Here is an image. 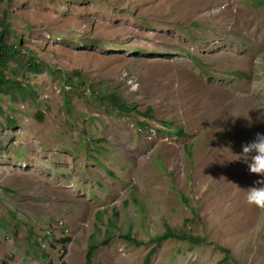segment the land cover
Instances as JSON below:
<instances>
[{"label": "rangeland", "instance_id": "rangeland-1", "mask_svg": "<svg viewBox=\"0 0 264 264\" xmlns=\"http://www.w3.org/2000/svg\"><path fill=\"white\" fill-rule=\"evenodd\" d=\"M4 9L43 69L23 68L36 97L0 94V264H85L94 241L93 264H264L238 159L264 133V0H0V26Z\"/></svg>", "mask_w": 264, "mask_h": 264}, {"label": "trees", "instance_id": "trees-1", "mask_svg": "<svg viewBox=\"0 0 264 264\" xmlns=\"http://www.w3.org/2000/svg\"><path fill=\"white\" fill-rule=\"evenodd\" d=\"M6 9H4L5 14L3 18H1L0 26V94L4 93L8 95V97H10V99L12 100H19L20 98H25L27 96L34 98L36 97V92L30 87L31 85L27 83L29 75L23 68L29 67L31 69L40 71L43 69L42 64L37 61L32 55L28 59H26L24 51H22L18 47L19 42L10 41V34H13L14 30L11 29L10 22L6 20ZM15 37L18 39L20 38V36L18 35H15ZM13 60L19 61L18 63L22 66L20 67L19 65L10 64V61ZM59 78L60 80L65 79L66 84L75 83V81L67 80L66 76L64 75L59 76ZM64 94L66 95L65 98L69 105L70 102L68 99L67 91L64 90ZM100 97L104 102L111 104L112 106L118 108L120 111L124 112L129 108L123 98L115 92L108 93ZM2 114L4 115V111H2ZM36 116L41 119L43 117V113L41 111H37ZM4 117L5 124L9 127H13L17 123V120L13 115ZM163 237L186 240L190 244H195L201 239L198 236H194L191 233L190 229L186 228L182 230L167 228L166 232L160 238ZM160 238L158 239L160 240ZM96 247L97 243H95V241L92 242L87 253V261L85 264H93L92 255L94 254V249ZM146 264H149V257H147L146 259ZM226 264L228 263L226 262Z\"/></svg>", "mask_w": 264, "mask_h": 264}, {"label": "clouds", "instance_id": "clouds-1", "mask_svg": "<svg viewBox=\"0 0 264 264\" xmlns=\"http://www.w3.org/2000/svg\"><path fill=\"white\" fill-rule=\"evenodd\" d=\"M239 154L238 159H243L247 170L258 177L246 188V201L264 207V133L257 132L252 140L242 144Z\"/></svg>", "mask_w": 264, "mask_h": 264}]
</instances>
